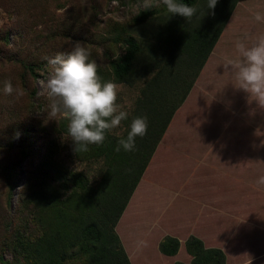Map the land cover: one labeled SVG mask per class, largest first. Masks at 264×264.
<instances>
[{
  "label": "rangeland",
  "instance_id": "374dc122",
  "mask_svg": "<svg viewBox=\"0 0 264 264\" xmlns=\"http://www.w3.org/2000/svg\"><path fill=\"white\" fill-rule=\"evenodd\" d=\"M141 3L0 0V264L22 262L12 257L2 241L18 224L21 197L42 178L34 170L42 154L49 152L62 166L81 171L91 184L104 168L101 158L75 154L67 132L53 129L52 136L45 138L40 130L41 125L54 128L66 121L48 114L51 101L41 95L42 81L51 74L48 58L80 44L90 52L89 59L107 71L109 61L125 46L123 38L133 35L140 53L147 52L149 41L157 66H171L161 59V53L170 51V41L163 39L162 45L159 37L149 33L157 25L172 24L166 7L153 0L148 16L138 21ZM199 3L194 0L190 6L197 8ZM257 11L264 13V0L234 1L123 206L113 230L129 264L189 262L191 254L184 241L190 235L203 246L219 247L225 264H264V186L256 183L264 176V109L235 87V77L219 65L235 55L237 39L264 33V22L253 19ZM180 31L185 33L178 41H191L190 30ZM24 62L32 63V73ZM143 80L129 85L115 82L117 104L129 115ZM5 81H11L23 95H4ZM124 123L108 132L120 133ZM19 127L27 130L24 139L12 135ZM166 236L177 239L172 254L158 247ZM84 256L82 252L72 264L83 263Z\"/></svg>",
  "mask_w": 264,
  "mask_h": 264
},
{
  "label": "trees",
  "instance_id": "16d2710c",
  "mask_svg": "<svg viewBox=\"0 0 264 264\" xmlns=\"http://www.w3.org/2000/svg\"><path fill=\"white\" fill-rule=\"evenodd\" d=\"M234 1L218 0L214 9H207V0H199L197 14L184 22L164 11L172 24L157 25L149 33L157 40L159 37L162 45L165 43L163 39L167 43L170 41V51L161 53V59L163 62L167 60L171 66H157L149 41L146 43L147 52L140 53L135 37L126 35L123 50L109 61L108 70L98 67L102 81L129 85L144 79L140 95L120 133L107 131L104 143L90 145L88 152H77L74 145L75 154L103 160L104 168L96 183H89L81 171L62 166L49 152L42 154L34 164V170L39 171L42 178L28 186L26 196L21 197L18 224L12 226L9 236L2 241L15 260L20 259L21 264H72L83 252L85 256L81 264H129L119 247L113 226L174 108L183 99L215 42ZM182 2L191 5L194 0ZM148 14V10H140L137 20H144ZM181 29L191 31V41L185 38L178 41V37L185 33H181ZM174 30L172 36L167 35ZM24 64L32 73V63ZM144 116L148 122L147 133L136 138L135 150L116 152L114 149L121 138H126L132 119ZM67 124V120H61L57 127L41 125L40 130L45 138H49L53 129L67 132ZM26 133L25 127H19L12 135L17 137L18 134L24 139ZM52 141L46 143L45 150ZM177 246V239L173 236H166L158 243L160 251L165 254L174 253ZM184 246L191 259L175 264H225L224 253L219 247L203 246L196 236L187 237Z\"/></svg>",
  "mask_w": 264,
  "mask_h": 264
},
{
  "label": "clouds",
  "instance_id": "9594fccd",
  "mask_svg": "<svg viewBox=\"0 0 264 264\" xmlns=\"http://www.w3.org/2000/svg\"><path fill=\"white\" fill-rule=\"evenodd\" d=\"M218 0H207L206 8L214 9ZM168 13L191 20L198 9L182 0H159ZM143 10L153 8V0H142L139 6ZM257 23L264 22V13L257 11L253 17ZM235 55L228 57L221 65L225 73L235 77V87L249 94L256 105L264 109V33L254 37L244 36L234 45ZM90 52L76 44L68 52L57 53L48 58L50 76L42 81L41 95L50 101L48 114L62 116L68 121V137L76 146L77 152H88L90 145H102L105 133L120 126L128 118V112L117 104L118 87L113 81H102L98 74V65L89 59ZM3 94L22 96L23 92L14 88L11 81H5ZM147 117L133 118L126 138L118 141L116 152L123 149L134 151L136 138L147 133ZM18 136V134H17ZM264 186V176L257 182ZM140 244L147 246L146 241Z\"/></svg>",
  "mask_w": 264,
  "mask_h": 264
},
{
  "label": "crops",
  "instance_id": "0c3cea01",
  "mask_svg": "<svg viewBox=\"0 0 264 264\" xmlns=\"http://www.w3.org/2000/svg\"><path fill=\"white\" fill-rule=\"evenodd\" d=\"M210 50H211V49H210ZM209 52H210V51H209ZM209 52H208V53H209Z\"/></svg>",
  "mask_w": 264,
  "mask_h": 264
}]
</instances>
